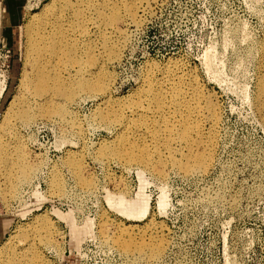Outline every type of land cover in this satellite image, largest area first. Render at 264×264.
Here are the masks:
<instances>
[{
  "label": "rangeland",
  "instance_id": "obj_1",
  "mask_svg": "<svg viewBox=\"0 0 264 264\" xmlns=\"http://www.w3.org/2000/svg\"><path fill=\"white\" fill-rule=\"evenodd\" d=\"M50 1H18L10 24L0 0V262L30 248L41 264H264V0L119 1L117 34L92 38L95 92L67 116L23 123L8 110L29 17ZM186 106L199 110L190 140L212 142L207 168L187 174L179 136L197 122L183 126ZM135 107L147 114L128 116ZM119 148L146 150L150 166L111 155Z\"/></svg>",
  "mask_w": 264,
  "mask_h": 264
},
{
  "label": "bare ground",
  "instance_id": "obj_2",
  "mask_svg": "<svg viewBox=\"0 0 264 264\" xmlns=\"http://www.w3.org/2000/svg\"><path fill=\"white\" fill-rule=\"evenodd\" d=\"M119 1L121 0H51L43 6L39 17L35 15L29 17L32 26L30 22L26 30L25 59L20 79L21 92L18 97H14L8 114L17 106L15 116L23 123H30L37 118L47 119L56 114L67 116L71 106L78 102L80 93L95 92L98 88L95 79L101 68L94 57L96 43H92V38L108 43L117 34L115 25L121 17ZM124 10L127 19L134 18L130 8L124 5ZM113 47L115 46L112 45L111 48ZM259 93L257 109L264 110L263 81L260 82ZM196 112L199 110L196 111L195 107H185L182 115L183 126L191 121L197 122L193 120V116L199 114ZM206 113L204 114L206 122L213 127L216 121V111L209 105ZM145 114H147V109L143 107H135L127 112L128 116L138 117L137 119L144 117ZM118 117L120 124L116 125L117 129L125 130L121 123L125 121L128 123V120L124 119L121 114ZM191 131L199 134L200 124L197 122L194 129L183 132L179 136L182 142H180L181 157L186 164L178 168L185 174L194 170H204L211 159V140H190ZM168 143V139L163 140L164 147H167ZM145 151L141 149L140 152L134 153L119 148L111 155H123L127 161H135L148 168L150 164ZM167 151L171 152L170 147ZM20 169L22 180L32 170L28 164H24ZM43 224L42 220L41 225ZM29 241H32V238ZM116 246L122 253L130 249L125 242L116 243ZM150 254L154 255L151 249ZM18 255L20 257V254ZM39 256L36 251L27 248L22 259L11 258L3 264H33V262L41 264Z\"/></svg>",
  "mask_w": 264,
  "mask_h": 264
},
{
  "label": "crops",
  "instance_id": "obj_3",
  "mask_svg": "<svg viewBox=\"0 0 264 264\" xmlns=\"http://www.w3.org/2000/svg\"><path fill=\"white\" fill-rule=\"evenodd\" d=\"M18 1L20 2V0H8L7 10L10 24H12L14 21V19L12 18H15L18 15ZM9 227L10 225L7 220H5V218L0 217V243L7 235Z\"/></svg>",
  "mask_w": 264,
  "mask_h": 264
},
{
  "label": "built area",
  "instance_id": "obj_4",
  "mask_svg": "<svg viewBox=\"0 0 264 264\" xmlns=\"http://www.w3.org/2000/svg\"><path fill=\"white\" fill-rule=\"evenodd\" d=\"M3 7H1V2H0V10H3L2 9ZM1 51H0V56H1V58L3 59H5L6 58V53H7V51H6V49H5V46L4 45H1ZM3 53H4V55H3ZM4 59H3V61H4ZM1 69H2V67H1ZM1 69H0V73L2 72L1 71ZM1 76V75H0Z\"/></svg>",
  "mask_w": 264,
  "mask_h": 264
}]
</instances>
